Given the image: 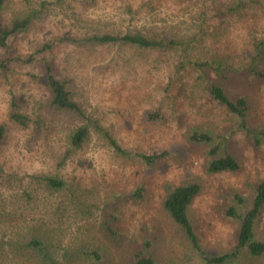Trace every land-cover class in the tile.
<instances>
[{
	"label": "rangeland",
	"instance_id": "rangeland-1",
	"mask_svg": "<svg viewBox=\"0 0 264 264\" xmlns=\"http://www.w3.org/2000/svg\"><path fill=\"white\" fill-rule=\"evenodd\" d=\"M27 13L35 16L30 28L11 38L8 52L0 47V60L13 59L11 71L0 72V125L14 95L32 123L26 131L9 128L0 160L22 175L55 171L67 134L82 123L70 111L49 107L45 60L124 151L92 130L67 161L64 172L81 178L92 213L67 220L71 227L63 246L78 228L79 240L90 247L109 245L108 258L116 264L146 242H153L163 264H204L163 207L170 189L196 181L201 192L188 213L202 247L212 253L232 249L240 224L227 210L236 194L249 208L256 184L264 179V136L260 142L254 138L264 130V0H7L3 18ZM126 33L174 43L144 48L88 40L94 34ZM44 43L52 48L36 53ZM30 54L38 60H18ZM203 62L222 64L228 73L202 67ZM214 82H224L232 98L245 96L246 127L213 99L209 85ZM195 130L212 140H191ZM155 153L162 156L151 164L140 157ZM226 154L240 169L210 172L209 162ZM255 235L264 239V209ZM235 264H264V256L246 253Z\"/></svg>",
	"mask_w": 264,
	"mask_h": 264
},
{
	"label": "trees",
	"instance_id": "trees-1",
	"mask_svg": "<svg viewBox=\"0 0 264 264\" xmlns=\"http://www.w3.org/2000/svg\"><path fill=\"white\" fill-rule=\"evenodd\" d=\"M7 0H0V47L8 52L12 37L28 30L33 22L34 13L16 15L5 21L3 10ZM88 40L95 43H126L137 47L155 48L166 47L173 40L146 37L141 33H126L124 35L94 34ZM52 43H44L36 53H43L52 48ZM11 58L0 60V72L7 75L11 71ZM19 61L32 63L38 60L34 54L22 57ZM45 83L49 88L48 105L55 110L70 111L82 119L67 134L64 152L56 160L55 171H37L20 174L13 165L0 160V264H77L89 261L95 264H116L115 259L108 258L110 248L101 244H85L79 240L78 228H75L74 238L68 244L65 242V232L71 225H65L73 218L87 219L92 210L88 204V195L81 178L69 176L64 167L72 154L81 149L91 138L92 130L112 145L119 153L124 152L121 145L110 134L100 121L90 116L85 108L73 98L70 82L59 77L50 64L45 60ZM202 67L213 68L217 73L225 75L228 70L221 64L213 66L203 62ZM210 68V69H211ZM251 72L257 73L254 68ZM224 73V74H223ZM38 77V76H36ZM213 99L222 104L227 110L241 119L242 125H247L249 104L244 95L232 98L224 82H214L209 85ZM157 115V114H156ZM155 116V115H154ZM32 119L21 109V104L14 95L10 100V110L7 120L0 125V151L10 127L26 131ZM251 131V130H248ZM264 130L255 133L256 142ZM190 139L198 143L210 142L209 133L194 131ZM213 153L216 152L212 148ZM162 154H140L146 164L153 163ZM240 164L231 154L213 158L208 164L210 172L237 171ZM201 192V184L193 181L170 189L163 201V207L173 222L183 231L192 248L198 252L204 264H235L246 253L252 256H264V239H258L255 228L264 209V179L258 181L254 189L252 205L244 206V197L236 194L235 204L230 205L227 214L239 222L237 243L222 253H212L203 248L196 233L194 224L189 216V208ZM244 208L241 211L239 208ZM76 220V219H75ZM89 227L92 228V225ZM108 229H110L108 227ZM90 233V228L87 229ZM89 237V236H88ZM153 242H146L143 248L129 252L124 264H163L155 256ZM123 258V255L120 256ZM122 263V262H121Z\"/></svg>",
	"mask_w": 264,
	"mask_h": 264
}]
</instances>
